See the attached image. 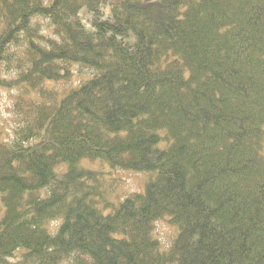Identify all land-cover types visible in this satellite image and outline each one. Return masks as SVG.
I'll list each match as a JSON object with an SVG mask.
<instances>
[{"label": "trees", "instance_id": "1", "mask_svg": "<svg viewBox=\"0 0 264 264\" xmlns=\"http://www.w3.org/2000/svg\"><path fill=\"white\" fill-rule=\"evenodd\" d=\"M3 65L0 264H264V0H0ZM84 161L145 190L103 215Z\"/></svg>", "mask_w": 264, "mask_h": 264}, {"label": "rangeland", "instance_id": "2", "mask_svg": "<svg viewBox=\"0 0 264 264\" xmlns=\"http://www.w3.org/2000/svg\"><path fill=\"white\" fill-rule=\"evenodd\" d=\"M43 33H50L47 22L40 21ZM22 49V48H21ZM16 75L15 68L10 65L0 67V77L4 79L14 78ZM92 75L91 71L75 68L73 70V78L71 83L64 88L75 87L81 79L87 80ZM87 77V78H86ZM48 85H52L48 83ZM61 86H56L57 90ZM17 90H7L0 85V142L12 143L15 139V131L20 126L19 120L13 111V104L17 97ZM60 95H63L62 91ZM262 154L264 155V143ZM86 171L94 173L93 180H88L84 184L85 189L91 193L92 199L99 203L100 211L103 215L110 213L111 206L116 205L122 199L133 193H143L145 190L146 176L143 173L131 171H112L107 164L84 161L81 164ZM60 183L61 188L72 189L73 184L67 182L62 174L57 170L56 181ZM46 190H42L40 195L45 196ZM175 230L166 224L165 221L155 223V237L160 241L162 250H167L175 238Z\"/></svg>", "mask_w": 264, "mask_h": 264}]
</instances>
